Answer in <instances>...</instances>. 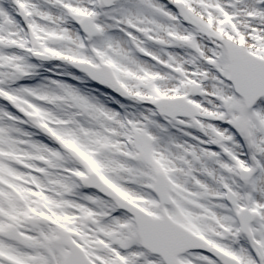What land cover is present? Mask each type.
I'll return each mask as SVG.
<instances>
[{"label": "snow or ice", "instance_id": "snow-or-ice-1", "mask_svg": "<svg viewBox=\"0 0 264 264\" xmlns=\"http://www.w3.org/2000/svg\"><path fill=\"white\" fill-rule=\"evenodd\" d=\"M0 264H264V0H0Z\"/></svg>", "mask_w": 264, "mask_h": 264}]
</instances>
